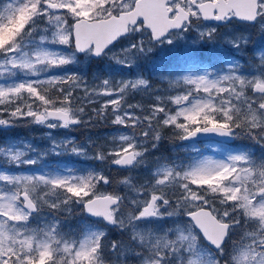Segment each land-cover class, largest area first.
<instances>
[{
	"label": "snow or ice",
	"instance_id": "obj_1",
	"mask_svg": "<svg viewBox=\"0 0 264 264\" xmlns=\"http://www.w3.org/2000/svg\"><path fill=\"white\" fill-rule=\"evenodd\" d=\"M194 19L224 25L238 20L264 35V0L0 4V77H6L0 82V116L8 113L0 126L28 119L49 129H70L110 120L131 130L118 139L114 135L110 146L69 138L57 142L50 134L49 149L28 144L26 154L16 143L0 146V264H129L130 259L136 264H264V147L259 157L244 144L229 148L241 138L264 145V44L253 49L246 68L209 61L194 72L169 73V88L163 90L152 89L139 74L119 80L96 76L99 83L90 87L83 76L65 70L79 57L108 58L121 71L131 70L136 59L156 46L177 45ZM196 30L201 43L217 34L216 27L200 23ZM248 39L233 33L226 42L238 50ZM124 40L127 46L113 51ZM133 90L161 93L142 108L147 115L135 114L138 105L125 107ZM80 91L86 98L108 99L89 114L78 106ZM169 91L184 94L166 100L163 93ZM172 104L175 108L168 106ZM164 128L182 141L221 137L224 151L218 157L198 153V159L187 163L157 158L155 171L140 184H133L131 176L115 181L105 168L52 167L43 159L70 152L132 172L145 162L149 144L157 148ZM137 129L143 131L138 134ZM118 184L131 191L120 194ZM73 205L95 218L80 233L82 238L64 233L55 214L70 212ZM44 207L52 211V219L43 227H30ZM142 225L156 227L140 230ZM110 227L129 233V241L109 240Z\"/></svg>",
	"mask_w": 264,
	"mask_h": 264
},
{
	"label": "rangeland",
	"instance_id": "obj_2",
	"mask_svg": "<svg viewBox=\"0 0 264 264\" xmlns=\"http://www.w3.org/2000/svg\"><path fill=\"white\" fill-rule=\"evenodd\" d=\"M7 0H0V4L6 3ZM197 23L207 25L208 27H216L217 34L212 41H204L201 43L198 40V32L196 30ZM235 33L237 35H246L249 37L247 45H242L240 49H234L231 44L227 43L226 40L231 38V35ZM195 42V43H194ZM128 44L127 40L121 41L113 51L118 52L121 48L126 47ZM264 44V35L253 31L248 28L244 23L234 21L231 24L227 25H216V24H208L203 22L202 20L197 22L193 21V27L190 31L185 33L184 39L180 40L175 46H165L160 47L156 46L153 48L152 53L147 54L144 57L136 59L134 61L131 70L128 68L120 69L122 66L117 65L114 61L109 60L108 58H97L92 59L91 61L87 57H79L78 63L75 65H69L68 68L65 69L70 71L68 74H72V72H77L79 75L83 76L85 80L89 81L90 87L93 83H99V81H94L93 78L99 76L100 79L108 78L109 75L114 77L116 80L121 78L124 79H135L139 74L145 79H148L149 83L152 85V89H168L169 88V73H175L176 75H183L188 72H194L197 68L187 69L189 66L196 65H186L190 62L194 63L195 60H206V59H215V56L220 55H237L239 57H222L220 61L225 62V68L227 67V62L232 61L234 65H239L240 67H247L249 63V58L253 54V49L258 46ZM186 65L184 67H181ZM201 67V66H200ZM219 67V65H218ZM199 68V67H198ZM61 70H56L55 74H64L60 72ZM21 75L18 73V76ZM164 77L161 80V77ZM6 77H0V82ZM41 79H45V77H41ZM19 82V80L17 81ZM43 94V93H41ZM161 93L152 94V90L144 91V90H133L129 91L126 95L125 100L126 104L138 105L133 111L136 115H147L146 112L142 111L143 107L152 105L155 101L156 95H160ZM183 92L169 91L163 93L164 98L167 100L169 98H174L176 95H183ZM77 96L81 97L78 106L84 107L86 112L92 114L93 108L100 107L108 97H84L82 91L76 93ZM116 99L115 96L112 97ZM16 103V99L13 98V104ZM28 103H32L31 99L28 100ZM59 106V105H58ZM169 107L175 108V105H168ZM12 109H8L10 112ZM35 110V109H33ZM110 111V108H109ZM0 118L7 119L8 113H4V115L0 116ZM87 116L84 117L87 120ZM25 123V124H24ZM19 126L24 129L22 136H18L15 139H7L0 142V146H2L6 141L8 143H16L22 146V150L27 154V145L30 144L36 150L49 149L51 147L52 141L48 138L49 134L52 137H55L56 141L59 142L64 138L74 139L78 144H88L90 142H95L96 144H104L109 145V142L112 140L115 135L118 139L120 134H131L130 129H124L122 126L112 125L109 121L105 120H97L95 122V126L92 125H81L76 126L70 129L64 128H56L49 129L46 125H40L36 123H29L28 119H20L15 126ZM34 127H38L41 129L39 133H34ZM120 129V132H116V129ZM8 129V126H0V131H5ZM143 129H137V133L142 132ZM161 139L157 143L156 149H151V145H148L149 152L145 155V162L141 164L138 168L133 170L132 172L126 170H120L116 166L106 167L101 162L89 159L82 156H77L72 153H65L63 155L49 154L46 155L43 159L44 161L52 167H63L69 166L73 168H94L99 170L100 168H105L106 172L115 178L119 177V181L123 180L126 177L131 176L133 184L143 183L146 179L149 178L151 172L155 171V160L157 158H165L171 161H184L185 163L190 162L191 159L196 157L199 152L203 153V156H216L218 157L221 152L224 151V148L215 140H206L201 143V146L196 145L194 143L183 142L182 140L176 139L173 137L172 129L164 128L160 129ZM163 142V143H162ZM236 144H244L248 146L250 151H253L257 157L261 155L262 147L264 145L260 143H256L255 141L247 138H241L233 142V146L229 148H235ZM110 146V145H109ZM161 146H167L170 150V157H160L162 154V150H159ZM194 149L196 151H194ZM94 155L93 151L89 150V156ZM19 168L20 166H15ZM24 168L34 167V166H23ZM16 174H19L17 172ZM116 188L120 194H124L125 192H130L131 190L126 188L124 184H120V186L116 185ZM103 190V189H102ZM108 191H111V187L107 188ZM85 213L80 205H73L71 211L59 210L55 214L59 217L61 222L62 231L64 233H71L74 238H82L80 237V233L84 232L90 226V220H86L82 214ZM52 211L47 207H44L38 216H34L32 218V222L30 227H43L46 223H48L52 219ZM82 231H81V225ZM171 226V224L166 225V227ZM155 225H142L140 230H146L147 228H155ZM110 231L115 235L112 237H108L109 240H123L126 243L129 241V233L124 232L121 229L111 227ZM202 243L205 244V241L202 240ZM129 264H136L134 259H130Z\"/></svg>",
	"mask_w": 264,
	"mask_h": 264
},
{
	"label": "trees",
	"instance_id": "obj_3",
	"mask_svg": "<svg viewBox=\"0 0 264 264\" xmlns=\"http://www.w3.org/2000/svg\"><path fill=\"white\" fill-rule=\"evenodd\" d=\"M19 126L20 125H18V126H11V127H8V129H6L5 131H0V142H2L4 140H7V139H15L18 136H22V133L24 132V129L25 128H22V127L19 128ZM33 131H34L35 134H41V133H39L41 131V129L38 128V127H34V130ZM159 150H162V154L160 155V157L161 156L162 157H170L171 156V154H170L171 152H170V150H169V148L167 146H161ZM107 173H109V172H107ZM115 181H119V177L115 178ZM118 186H120V184H118ZM103 190H105V189H103ZM82 216L86 220L88 219V217L86 216L85 213H83Z\"/></svg>",
	"mask_w": 264,
	"mask_h": 264
},
{
	"label": "water",
	"instance_id": "obj_4",
	"mask_svg": "<svg viewBox=\"0 0 264 264\" xmlns=\"http://www.w3.org/2000/svg\"><path fill=\"white\" fill-rule=\"evenodd\" d=\"M208 22H216V21H208ZM217 23H219V24H221L220 22H217ZM209 137H215V138H218V139H222L221 137H218V136H214V135H202V136H199L198 138H195V139H200V138H209ZM194 139V140H195ZM88 214V213H87ZM89 215V217H90V214H88ZM95 219V218H94ZM206 241V240H205ZM207 242V241H206ZM207 244H208V242H207Z\"/></svg>",
	"mask_w": 264,
	"mask_h": 264
},
{
	"label": "flooded vegetation",
	"instance_id": "obj_5",
	"mask_svg": "<svg viewBox=\"0 0 264 264\" xmlns=\"http://www.w3.org/2000/svg\"><path fill=\"white\" fill-rule=\"evenodd\" d=\"M237 58L239 59V57L237 56Z\"/></svg>",
	"mask_w": 264,
	"mask_h": 264
}]
</instances>
